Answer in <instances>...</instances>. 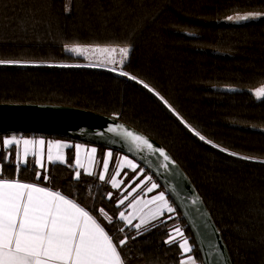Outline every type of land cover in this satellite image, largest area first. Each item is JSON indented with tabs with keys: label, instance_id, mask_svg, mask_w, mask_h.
<instances>
[{
	"label": "trees",
	"instance_id": "1",
	"mask_svg": "<svg viewBox=\"0 0 264 264\" xmlns=\"http://www.w3.org/2000/svg\"><path fill=\"white\" fill-rule=\"evenodd\" d=\"M246 12L264 13V0H0V60L20 61L0 64V103L70 106L115 117L149 136L195 186L232 264H264V99L252 93L264 87V19L221 22ZM73 44L129 46L122 70L149 84L211 143L189 132L135 80L101 67L53 66L84 64L65 51ZM83 144L98 149L93 175L80 172L75 179L70 148L65 163H51L45 172L30 159L17 176L12 149L3 178L60 192L88 210L114 241L127 237L119 249L126 264H178L183 258L178 244L164 243L174 222L189 239L196 264H203L174 205V219L164 216L139 233L125 227L117 219L120 194L107 182L115 159L100 182L103 152L109 149ZM100 208L113 222L100 215Z\"/></svg>",
	"mask_w": 264,
	"mask_h": 264
},
{
	"label": "snow or ice",
	"instance_id": "2",
	"mask_svg": "<svg viewBox=\"0 0 264 264\" xmlns=\"http://www.w3.org/2000/svg\"><path fill=\"white\" fill-rule=\"evenodd\" d=\"M69 10L66 6V11ZM261 18V14H237L227 16L228 21H251ZM65 51L77 56H85L89 59L86 65H53L58 67H97L105 65H123L128 59L130 47H83L79 44L71 46L66 45ZM88 53L101 54L100 59L92 62L87 56ZM17 64L20 61L0 60V64ZM109 71H116L115 67H109ZM120 76H126L129 80H135L142 84L145 89L156 95L160 101L168 108L173 115L188 129L193 135L199 137L205 143H211L198 131L191 127L180 116L178 112L168 103V101L156 92L149 84L139 80L120 68ZM258 99H264V87L255 91ZM108 132L118 134L127 140L133 152H147L149 155L158 153L162 159L158 162V167L167 171L173 161L163 149L156 148L149 140L143 136L128 131L120 126L108 127ZM23 145L22 156L20 146ZM45 141L43 139H22L15 136L2 140L0 151H11L16 147L15 167L17 176L20 168L26 164L23 158L31 155L34 157V165L44 168L42 163L43 149ZM72 147L69 144L47 143V159L54 162L65 163V157L62 149ZM213 148L218 147L212 144ZM53 149L56 150L53 155ZM88 156V166L81 163V146L75 145V168L83 169L87 175H93L92 167L95 162L96 149L85 150ZM220 151L225 149L220 148ZM229 155H237L229 153ZM23 157V158H22ZM112 158V152L106 153L103 159V168L98 173L100 182L106 181V174L109 171V162ZM246 159L245 157H241ZM9 157L0 160V264H126L119 250L127 243V237L118 238L114 241L108 234L105 227L84 207L66 198L60 192L51 191L46 187L38 186L36 183L22 182L18 178L5 179L4 163ZM264 163V161H260ZM134 159L127 156L117 158L115 174L107 182L112 189H121L126 192L123 198L118 200V205H124L128 201L127 207L132 209L126 214L125 211L119 212L118 220L123 222L125 227H134L137 232L153 220H157L165 213L170 214L168 219H172L175 209L166 198L165 191H160L150 199H145L148 193H152L159 185L153 181L151 176L144 174V168L139 167ZM127 168L134 175L127 181L118 179L121 176L122 169ZM45 172L47 169L45 168ZM127 173L124 176L127 177ZM80 171L76 172L75 179H79ZM41 178L40 172L36 173V179ZM43 179L47 181L48 175ZM133 185H135L133 187ZM130 189V191L128 190ZM143 193L142 196H134L137 191ZM132 197L131 200L129 198ZM111 192L107 194V199L112 200ZM100 215L104 216L109 222H113L108 217L103 208L99 209ZM138 219L139 223L133 224V220ZM117 232H124L125 228H116ZM165 244H177L180 252L186 257L178 261V264H196V259L191 255L192 246L187 238L184 237L180 227L174 226L168 233V239Z\"/></svg>",
	"mask_w": 264,
	"mask_h": 264
},
{
	"label": "water",
	"instance_id": "3",
	"mask_svg": "<svg viewBox=\"0 0 264 264\" xmlns=\"http://www.w3.org/2000/svg\"><path fill=\"white\" fill-rule=\"evenodd\" d=\"M120 126L163 149L173 161L165 171L158 153L133 152L122 136L107 131ZM47 135L102 146L134 159L163 188L188 228L203 264H232L222 236L195 186L158 142L115 117L56 104L0 103V136Z\"/></svg>",
	"mask_w": 264,
	"mask_h": 264
},
{
	"label": "crops",
	"instance_id": "4",
	"mask_svg": "<svg viewBox=\"0 0 264 264\" xmlns=\"http://www.w3.org/2000/svg\"><path fill=\"white\" fill-rule=\"evenodd\" d=\"M13 136H15V137H17V138H22V139H43V140L45 141V145H44V149H43V156H42V163H43V165H44V168H41L40 166H36L39 170H44V169L47 168V166H48L49 164H51V163H61V162H59V161H54V162H51V163L48 161V159H47V154H48L47 143H48V142H52L53 144H55V143H63V144H69V145H72V147H70V148H72V149L74 150V152H75V145H80V146H81V153H80L81 163L84 164L85 166H88V156H87V152H86L85 150H86V149H89V150H90L91 148H95V149H96L95 158H94L95 162L93 163V165H91V167H92V172H93V173L95 172L96 158H97V155H98V149H97L95 146H90V145H86V144L79 143V142H73V141L66 140V139H52V138H48V137H44V136H22V135L0 136V146H2V140H3V139H5V138H11V137H13ZM70 148L62 149V150H61V151L63 152L65 158H66V152H67V150L70 149ZM12 149H13V152H14V153H13V157H14L13 161H14V163H15V160H16V147L13 146ZM12 149H11V150H12ZM20 149H21V156H22L23 145L20 146ZM108 152H111V151H110V150H106V151L103 152V159H104V156L106 155V153H108ZM55 153H56V150L53 149V155H55ZM10 156H11V155H10V151H0V160L4 159L5 157H9V158H10ZM124 156H125V155H122V154L115 155V154L112 153V158H111V160H110V162H109V166H110L112 160L115 159V167H114V173H113V175L115 174V168H116V164H117V158H119V157H124ZM22 158H23V157H22ZM23 159L26 160V163L28 162V160L32 159V160H33L32 162L34 163V157H32L31 155H29L28 157L23 158ZM129 159H130V158H129ZM7 161H9V159H8V160H5V162H7ZM134 162H135V161H134ZM24 165H26V164H23L22 166H24ZM74 166H75V157H74ZM138 166L141 167L139 164H138ZM139 167H138V170H139ZM102 168H103V165H102ZM102 168H101V170H102ZM75 169H76V168H75ZM101 170H100V171H101ZM76 171H80L81 173L86 174V173L83 171V169H76ZM124 173H127V174H128L127 177L124 176ZM144 174H145V175H148V176H151L152 179H153V181L157 183V181L153 178V176L150 175L149 173H147L145 170H144ZM86 175H87V174H86ZM106 175H107V174H106ZM133 175H134V173H132V171H131L130 169L124 168V169H122V171H121V176L118 177V179H122V180H124V181H125V184H126L127 181H128ZM157 184H158V183H157ZM158 185H159V184H158ZM134 186H135V185H133V187H134ZM123 189H124V185L121 186V189H113V190L117 191V192L120 194L119 199L123 198V195L126 194V192L123 191ZM128 190L130 191V189H128ZM160 191H163V190H162V189L160 188V186H159V187H158L156 190H154L152 193H148L147 196L144 197V198H145V199H150L153 195L158 194ZM133 195H134V196H142L143 193H141V192L138 190L137 193H134ZM165 195H166V193H165ZM166 198L169 200V198L167 197V195H166ZM131 199H132V197L129 198V200H131ZM169 202H170V200H169ZM170 204L173 206V204H172L171 202H170ZM127 205H128V201H126L124 205H121V207H122L121 211H125L126 214H127L128 212H131V211H132V209L128 208ZM169 215H170V214L165 213L162 217H160V218L157 219V220H153V221H151L149 224H147L146 226L142 227L140 230H143V229H145V228H147V227H149V226L155 224L156 222H158L159 220H161L164 216L167 218L166 220H170V219H168V216H169ZM171 215L173 216L172 219H174V218L176 217V213H175V212H174V214H171ZM136 223H139V220H138V219L133 220V224H136ZM174 226H178V227H180V228L182 229L181 225H180L178 222H174V223L172 224V227H171V229H170V232L173 230V227H174ZM133 228H134V227H133ZM134 229H135V228H134ZM182 231H183V230H182ZM183 234H184V237L187 238V237L185 236L184 231H183ZM167 239H168V238H167ZM187 239H188V238H187ZM188 241H189V239H188ZM177 244H178V243H177ZM189 244L191 245L190 241H189ZM191 246H192V245H191ZM191 255H192V254H191ZM184 259H186L185 256H183L182 260H184Z\"/></svg>",
	"mask_w": 264,
	"mask_h": 264
},
{
	"label": "rangeland",
	"instance_id": "5",
	"mask_svg": "<svg viewBox=\"0 0 264 264\" xmlns=\"http://www.w3.org/2000/svg\"><path fill=\"white\" fill-rule=\"evenodd\" d=\"M250 13H252V14H261V18L258 19V20L235 22V21H228L226 19L227 17H225L224 19L221 20V22L224 23V24H241V23L254 22V21H259V20L264 19V13H262V12H246V13H237V14H250ZM237 14H233V15H237ZM69 46H71V45H69ZM83 47H118V46H83ZM67 53H69V52H67ZM69 54L77 56V55H75L73 53H69ZM87 56L91 58L92 62H96L98 59H100L101 54L88 53ZM77 57L83 58L84 64H82V65H86V64L89 63V59H86L85 56H77ZM97 67L106 68V69H109V67H115L117 69L115 72H118V70L121 68V65H115V66H113V65H105V66H97ZM220 89L224 90V91L234 90L233 88H229V87H220ZM256 90H253L252 93L254 94Z\"/></svg>",
	"mask_w": 264,
	"mask_h": 264
}]
</instances>
